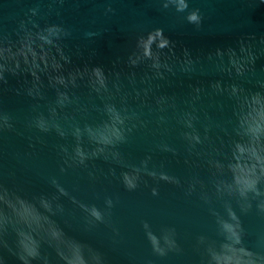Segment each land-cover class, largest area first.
<instances>
[{"label": "clouds", "instance_id": "1", "mask_svg": "<svg viewBox=\"0 0 264 264\" xmlns=\"http://www.w3.org/2000/svg\"><path fill=\"white\" fill-rule=\"evenodd\" d=\"M65 2L51 0L58 6ZM154 2L161 11L173 12L182 24L201 30L204 16L199 8H189V0ZM253 2L264 5V0ZM52 11L50 6L48 13ZM104 14L115 10L106 7ZM42 19L40 7H32L18 22L12 34L15 39L0 29V90L7 77H22L23 87L16 95L32 101L23 131L17 129V119L0 107V138L6 133H27L28 147L34 149L44 145V137L54 136L61 175L81 170L93 184L101 177L116 178L128 192L149 187L151 181L152 197L159 195L161 183L182 189L185 196L195 194L217 225L216 242L197 237L206 264H264V255L244 245L245 233L233 210V202L241 215L255 205L256 213L264 217L260 187L264 183V82L257 81L255 90L240 83L254 74L256 61L264 56V36L241 35L234 47L202 56H193L188 49L177 55L175 44L156 28L137 38L135 51L125 61L130 71L105 72L87 66L67 70L72 59L63 42L72 31L63 23L42 25ZM84 35L91 38L97 33ZM138 68H143L140 74L134 71ZM197 74L220 78L206 87L190 85L183 97L161 92V82ZM81 87L87 90L86 97L78 94ZM49 89L54 92L52 99L46 95ZM226 103L230 115L223 119ZM93 113L99 121L87 122ZM137 134L150 137L152 146L138 164H130L120 148ZM224 136L229 137L226 154ZM156 153L181 157L187 175L169 174L163 161L153 162ZM97 160L112 166L105 172L95 165ZM117 168L125 170L117 174ZM201 170L207 171V180L201 178ZM47 183L50 193L30 198L0 183V264H5L4 253L15 256L19 264H104L100 252L67 235L57 218L78 210L84 230L91 231L108 223L118 201L106 196L101 209L78 200L72 194L77 188L69 191L56 177H49ZM217 201L222 202L223 214L213 206ZM141 227L156 256L180 252L174 228L162 229L158 236L149 223L141 222ZM44 247L52 250L55 262L42 252Z\"/></svg>", "mask_w": 264, "mask_h": 264}, {"label": "water", "instance_id": "2", "mask_svg": "<svg viewBox=\"0 0 264 264\" xmlns=\"http://www.w3.org/2000/svg\"><path fill=\"white\" fill-rule=\"evenodd\" d=\"M39 6L43 14L41 24L63 23L72 31L65 40V52L71 56L75 67H102L105 72L115 70L130 71L125 66L127 56L135 51L136 40L146 36L153 29H163L164 35L175 44L177 55L188 49L193 56H202L217 48L234 47L241 35L264 36V5L253 0H189V8H199L204 16L200 31L193 26L182 24L171 11H161L154 0H66L62 6L52 4L51 0H0V29L12 35L18 22L24 18L29 8ZM51 6L53 11L48 13ZM112 7L115 14H104L106 7ZM59 13V15H57ZM86 32L97 35L86 38ZM119 59V64H116ZM138 74L143 68L135 69ZM214 74L194 75L191 78L177 76L169 82H161V92L185 96L190 85L198 83L207 86L211 80L219 79ZM7 84L0 90V107L17 119V129L23 131V122L31 113L32 101L24 95H16L23 87L24 78L7 77ZM257 81L264 82V56L256 61L255 71L243 87L254 89ZM78 94L86 97L87 90L78 89ZM48 99L54 98V92L47 90ZM99 103V101H96ZM230 115V107L225 106L223 116ZM99 116L93 113L87 122H98ZM44 145L29 149L27 133L18 136L6 133L0 138V183L20 195L30 198L34 194H48L52 191L47 183L49 177H56L72 194L86 204H95L103 208L106 196L118 201L112 209L107 224L98 225L91 231H85L79 211L70 217L57 218V223L67 235L89 245L101 253L104 264H206L204 246H197V237L204 236L210 242H216L217 225L197 195L185 196L182 189L161 183L159 195H150L149 187L141 185L136 191H125L116 178L101 177L90 183L81 170L59 173L60 162L54 145L58 142L54 136L44 137ZM223 151H228L229 137L224 136ZM179 147V142L173 139ZM152 146L150 137L137 134L133 140L122 145L120 150L126 162L138 164L148 154ZM163 161L164 170L169 174L184 177L187 169L181 157L173 158L169 154L156 153L153 162ZM95 165L105 172L112 165L97 160ZM125 169L117 168V174ZM202 179H208L205 170L200 171ZM264 190V183L261 184ZM66 207H71L67 205ZM223 214L222 202L213 205ZM233 210L239 217L245 233L244 245L250 250L264 255V217L258 215L253 205L252 211L241 215L233 202ZM141 222H147L158 236L162 229L174 228L175 240L180 252H168L160 257L153 254L145 238ZM114 229L118 232H114ZM12 238H9L11 244ZM55 262L51 249L42 248ZM5 264H19L15 256L4 253Z\"/></svg>", "mask_w": 264, "mask_h": 264}]
</instances>
